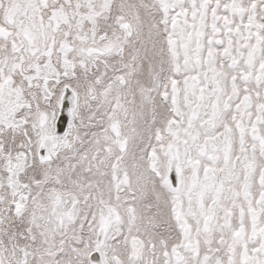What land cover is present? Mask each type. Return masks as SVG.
Instances as JSON below:
<instances>
[{
    "label": "snow or ice",
    "instance_id": "1",
    "mask_svg": "<svg viewBox=\"0 0 264 264\" xmlns=\"http://www.w3.org/2000/svg\"><path fill=\"white\" fill-rule=\"evenodd\" d=\"M0 264H264V0H0Z\"/></svg>",
    "mask_w": 264,
    "mask_h": 264
}]
</instances>
